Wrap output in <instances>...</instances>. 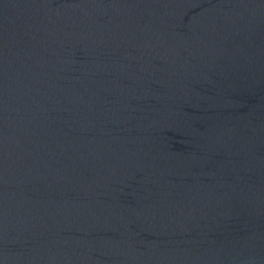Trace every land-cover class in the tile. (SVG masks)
<instances>
[{"label":"water","instance_id":"obj_1","mask_svg":"<svg viewBox=\"0 0 264 264\" xmlns=\"http://www.w3.org/2000/svg\"><path fill=\"white\" fill-rule=\"evenodd\" d=\"M0 264H264V0H0Z\"/></svg>","mask_w":264,"mask_h":264}]
</instances>
